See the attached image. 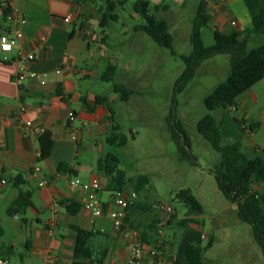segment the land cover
Returning <instances> with one entry per match:
<instances>
[{
  "label": "crops",
  "instance_id": "0c3cea01",
  "mask_svg": "<svg viewBox=\"0 0 264 264\" xmlns=\"http://www.w3.org/2000/svg\"><path fill=\"white\" fill-rule=\"evenodd\" d=\"M0 1L27 21L18 47L7 56L0 53V203L3 205L0 226L4 230L1 242L5 248L0 259L11 264H73L77 242L74 227L91 233L92 260H86L91 264H122L139 246L144 250L142 264L186 263L189 245L207 247L199 241H188L191 233L202 230L203 214L185 213L180 218L174 209L173 214H167L131 185L124 191L136 192L139 199L127 211V233L115 229L107 215L94 217L84 208L88 193L82 188H72L70 182L74 179L83 184L99 180L102 189L98 198L105 205L110 204L114 194L107 191L108 179L101 171L102 161L112 154L108 147L114 148L107 143L113 123L107 107L98 104L97 98H109L99 93L104 83L100 77L114 57L106 51V34L98 31L100 15L82 0ZM147 1L151 10L159 5L167 6L166 12L170 10L165 0ZM185 1L176 0L179 4ZM202 1L207 2L210 18L207 27L213 34L244 31L264 6V0H229L224 5L218 0ZM69 14L74 19L66 23L64 19ZM11 27L12 23L0 10V36ZM257 36L253 35L249 43ZM20 50L35 55L28 72L43 77L45 86L31 78L22 85L15 81ZM110 92V99L116 100L113 89ZM21 105L29 111L17 117ZM219 118L227 143L240 141L247 157L264 159V79L240 96L234 107L221 110ZM23 119L51 134L55 146L50 158L39 161L40 136L32 133ZM224 123L238 127L239 132L226 135ZM60 164L67 166L66 172L58 170ZM18 176L25 180L20 187L13 183ZM43 180L46 186L41 187ZM257 187L254 186L256 191ZM26 192L31 194V206L24 214L10 216V206ZM185 219L191 222L183 226L181 222ZM176 227L185 230L182 236L183 239L187 235L185 241L167 238L166 230ZM217 232L213 230L200 237V241L213 243L204 253L206 264H236L246 257L242 240L234 245L226 241L218 244L221 240ZM7 233L15 239L3 241ZM224 237L228 240L233 236L227 231ZM8 248L12 251H7ZM155 252L157 257L153 255ZM12 258L18 259L14 262Z\"/></svg>",
  "mask_w": 264,
  "mask_h": 264
},
{
  "label": "rangeland",
  "instance_id": "374dc122",
  "mask_svg": "<svg viewBox=\"0 0 264 264\" xmlns=\"http://www.w3.org/2000/svg\"><path fill=\"white\" fill-rule=\"evenodd\" d=\"M137 1L130 0L117 10L118 22L111 23L106 29L98 27V31L107 36L106 51L114 57L110 61L117 69L115 83L134 91L128 102L121 101L118 95L116 100L110 99L111 83H101L99 92L109 96L106 105L115 113V125L119 132L128 139L122 149L108 147L118 157V169L131 179L147 176L150 185L141 195L158 207L170 206L180 218L187 213V208L176 197L177 193L190 190L201 201L204 213L200 223L203 228L191 233L188 241H199L201 246H206L209 242L200 241L201 235L218 231L221 240L218 244L222 241L230 245L237 240L244 242L246 257L236 264H264L252 226L240 220L236 205H232L217 187L212 170L220 162V155L198 131V123L206 115H220V111L209 112L204 100L228 77L231 57L218 55L205 61L187 87L176 92L177 81L186 67L182 57L191 55L193 51V21L202 0H186L184 4L165 0V4L170 6L169 12L152 9L158 18L169 22L176 56L171 50L160 47L146 33L134 30L143 23V19L134 12ZM202 40L207 47L214 45L212 29H202ZM262 45L264 36L258 35L248 47L254 49ZM172 116L182 124L190 139L191 152L197 159L195 165L179 160L178 147L172 138ZM226 118L231 120L232 117ZM224 126L226 135L239 132L238 127H231L229 123ZM257 186L258 192L264 193L263 185ZM227 231L233 236L228 240L224 237ZM184 235L185 230L180 227L166 230L167 238L177 242L185 241L187 235L182 239ZM14 239L7 233L3 241ZM12 259L15 262L18 258Z\"/></svg>",
  "mask_w": 264,
  "mask_h": 264
},
{
  "label": "trees",
  "instance_id": "16d2710c",
  "mask_svg": "<svg viewBox=\"0 0 264 264\" xmlns=\"http://www.w3.org/2000/svg\"><path fill=\"white\" fill-rule=\"evenodd\" d=\"M82 1L97 10L102 29L108 28L113 22H118L117 10L130 2V0ZM167 8V6L159 5L155 6L154 10L159 12ZM0 10L4 18H7L11 11L1 1ZM134 12L143 19V23L137 25L134 30L146 33L160 47L171 50L172 54L176 56L169 22L165 19H159L153 13L147 0H138L134 5ZM209 19L207 2L202 1L193 21L191 35L193 51L191 55L182 57L186 67L177 81L176 92H181L187 87L205 61L218 55H229L231 57V69L228 77L204 100L207 110L212 113L234 107L240 96L264 79V45L255 49L248 47L249 40L253 35H264V6L253 19L249 28L242 32L234 30L231 33L215 31L213 34L215 43L207 47L202 40V29L207 27ZM116 70L114 64H109L100 79L104 83H111L114 94L118 95L121 101L128 102L134 91L122 84L115 83ZM108 100V97L100 96L97 98V103L105 104L107 107ZM107 111L113 123L107 143L115 149H122L127 145L128 139L119 132V128L115 125L113 110L107 107ZM171 120L173 121L172 138L178 147L179 160L189 161L192 165L197 164V159L191 152L190 139L185 129L181 123L176 121L175 116H172ZM198 131L220 155V162L212 170L219 191L231 204L236 205L240 220L252 226L254 238L264 256V193H259L254 189L256 185H263L264 187V159L247 157L240 141L227 143L223 135L222 120L210 113L198 123ZM39 144L41 150L39 161L50 158L55 146L51 134L47 132L42 134L39 137ZM118 163V157L114 154H109L102 161L101 171L108 179V192L124 191L129 185L133 186L136 192H141L149 187L150 179L147 176L128 178L125 172L118 169ZM66 167V165L60 164L58 170L66 172ZM13 183L20 187L25 183V180L22 176H18L13 180ZM176 197L187 208L188 216H199L204 213L203 205L190 190L180 191ZM31 204V194L29 192L21 193L10 206L8 213L10 216L24 214ZM190 222V219H185L181 225L185 226ZM74 230L77 232V242L73 264H91L86 262L88 259L92 260V252L89 248L91 233L77 227H74ZM3 236L4 230L0 226V257L3 256L5 250L1 242ZM212 244L210 242L205 248L189 245L186 249L187 262H177L176 264H206L204 253ZM7 251L11 252L12 249L8 248Z\"/></svg>",
  "mask_w": 264,
  "mask_h": 264
},
{
  "label": "built area",
  "instance_id": "2783aa9c",
  "mask_svg": "<svg viewBox=\"0 0 264 264\" xmlns=\"http://www.w3.org/2000/svg\"><path fill=\"white\" fill-rule=\"evenodd\" d=\"M229 0H218L219 4L224 5ZM74 19L73 14H69L64 20L66 23L72 22ZM7 20L12 23V27L8 33L0 36V53L4 56L11 54L15 48L18 47L20 41L24 37L23 28L26 26L27 21L24 18L19 17L18 13L14 10L10 11L7 16ZM234 25H236L234 23ZM6 59V57H4ZM35 60V55L20 50L17 54L16 63L18 65V72L15 76V81L22 85L27 78L35 79L41 86H45L46 80L36 73L28 72V66ZM57 73H61L58 70ZM26 106H19L16 111L17 117L25 116L28 113ZM73 119V118H71ZM25 126L32 132L39 136L45 133V129L41 126L37 127L31 120H24ZM72 188H82L87 191L88 198L84 204V208L88 210L94 217H103L107 215L111 220L115 229L125 231L126 233V214L129 208L134 206L138 202V194L134 191L127 193L126 191L115 192L111 199L110 204H104L99 198L98 193L102 189V185L99 180H94L91 183L83 184L80 180L74 179L70 182ZM41 187L46 186V181H41ZM159 208L167 214H173L174 210L170 206L159 205ZM154 257H157V253H153ZM144 250L141 246L134 248L126 261L122 264H142L143 263ZM0 264H11L8 260L0 259Z\"/></svg>",
  "mask_w": 264,
  "mask_h": 264
}]
</instances>
